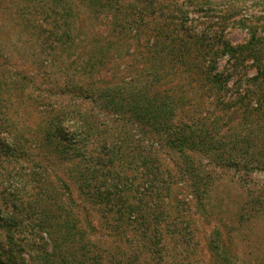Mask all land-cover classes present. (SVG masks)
I'll list each match as a JSON object with an SVG mask.
<instances>
[{
	"label": "trees",
	"instance_id": "1",
	"mask_svg": "<svg viewBox=\"0 0 264 264\" xmlns=\"http://www.w3.org/2000/svg\"><path fill=\"white\" fill-rule=\"evenodd\" d=\"M125 1L35 0L36 5L46 6L49 12H42L40 18L45 23L41 21L35 26L36 40L44 46L39 54L44 59L36 63L37 71L48 65L49 69L42 73L49 85L58 83L59 96L70 102L74 99L77 108L98 104L102 111L93 114L92 109L73 110L69 103L47 102L53 93H31L40 115L34 131L24 132L17 129L21 123L11 119L14 106L22 100L1 98L0 264H145V258L150 259L149 264H169V246L179 247L181 252L190 238L187 228L183 229L184 222L171 215L166 202L171 190L169 177L155 164L152 149H164L178 159L197 200L208 189V175L210 178L201 163L204 158L211 164L220 161L223 167L237 168L238 159L249 157L255 163L252 169L264 172V48L260 47L262 37L252 20L237 18L231 24L232 28L239 26L248 31V41L236 45L218 27L201 30L197 19H192L187 28L188 12L179 11L176 21L146 22L145 18L151 16L149 9H156L157 0ZM196 1L189 13L193 18H198L202 10L203 0ZM74 4L97 19L106 16V12L114 19L113 23L103 25L101 35L109 32L110 38L117 41H125L123 38L131 35L139 41L142 34H149L152 42L148 49L154 48V52L144 72L149 73L152 81L140 82L134 77L117 80L114 71L99 72L92 64L88 72L84 67L81 70L78 64L85 46L77 47L72 55L65 52L73 47L75 28L69 15ZM6 5L1 11L8 9L9 3ZM232 11L228 8L229 13ZM15 15L22 18L23 11L16 10ZM21 22L15 27L18 33ZM170 26L176 27L175 36ZM164 33L174 36L170 39L174 47L161 51L156 47ZM59 43L64 49L54 55ZM99 59L104 64L105 57L101 55ZM59 60L66 61L62 66L65 69L55 79L50 68ZM77 71L81 74L75 77ZM138 71L135 68L134 74L144 73ZM17 72L14 80H0L2 93L7 92L10 82L20 91L16 98L24 93L18 84H33L34 80ZM175 75L183 83L168 86L165 79ZM203 98L220 113L238 114L241 122L229 128L228 139H215L208 131L210 127L204 126L201 116L193 111L197 110L195 103ZM184 108L188 110L184 112ZM134 126L141 128L132 130ZM142 128L148 132L141 134ZM150 128L153 141L143 138L146 144L140 146L136 133L143 140V135H150ZM216 128L214 125L212 131ZM43 151L52 160L78 166L80 197L101 205L103 218L108 216L106 220L112 226L103 243L94 246L95 243L84 242L95 228L85 209L72 199L69 183L59 176L53 177V183L48 180L50 172L41 171L43 164L39 158ZM137 161L139 167H134ZM5 164L16 167L8 171ZM242 167L246 168L244 163ZM127 171L136 177L132 178ZM197 208L204 210L201 202ZM107 240L115 243L112 253ZM209 249L214 255L219 254V236L211 240ZM216 262L230 264L224 257Z\"/></svg>",
	"mask_w": 264,
	"mask_h": 264
},
{
	"label": "rangeland",
	"instance_id": "2",
	"mask_svg": "<svg viewBox=\"0 0 264 264\" xmlns=\"http://www.w3.org/2000/svg\"><path fill=\"white\" fill-rule=\"evenodd\" d=\"M131 2V0L129 2L128 0L125 1V3ZM6 3H9L8 9L1 11L2 8L7 6ZM36 3L35 0H2L0 2V80H14L16 73H18L17 71H21L34 79L33 84L27 81L18 84L24 90V93L18 98L16 97L20 91H17L11 82V84H7L9 85L7 92L2 93L3 90L0 91V100L1 98L9 101L22 100L14 106V113L11 119L13 120L12 122L19 121L21 125L17 124V129L21 128L24 132L34 131V124H36L40 115L39 107L35 108L32 102L31 93H39L40 96L53 93L51 97H48L47 102L54 104L69 103L70 109L73 110L81 108L76 107L74 99L70 102V99L58 95V83L49 85V81L45 80L42 71L48 70V65L46 66L45 64V69L37 71L36 63L44 59L43 55H39L44 46L36 40L37 29L35 26H38V23L42 21L40 16L49 12L46 6L41 7L36 5ZM195 3H197L196 0H157L156 9H149L150 14L148 16H151L149 18L146 17L145 21H176L180 18L179 11H182L183 14L188 12L186 14L188 19L187 28L192 19H197L200 22L201 30L205 29L208 31L218 27L228 41L241 45L248 41L247 29L239 26L232 28L230 26L237 18H243L246 21L252 20L253 25L257 28V33L259 32L258 34L262 37L260 47L264 48V0H203L201 1L202 10L197 14L198 18H193L189 13L192 12L191 8ZM77 4H74L71 15H69V20H73L75 32L72 34L74 38L73 47L70 48V51L65 50L66 55L69 53L70 55L74 54L77 47L82 45L83 48L85 46V51L83 55H81V52L78 53L81 55V61L78 64L79 68L84 67L85 71L88 72L89 66L92 64V67L99 72L114 71L113 75H115L117 80H121L122 77L124 81H128L134 77L140 82L142 79H150L152 81L149 73L144 72L145 68H149L148 64L152 60V53L154 52V48L148 49L152 42L149 34L145 36L142 34L138 38L139 41L136 40L135 36L131 35L123 38L125 41H117L110 38L112 35L109 32L101 35L104 30L103 25L113 23L114 19L107 12L106 16L101 15L97 19ZM228 8H232L234 11L229 13ZM16 10L23 11L22 18H18L15 15ZM9 11L10 13H7ZM227 17L228 20L225 21ZM20 22L21 29L18 33V29L15 27ZM49 27L50 25L47 23L46 29ZM169 30L174 36L176 35V27L170 26ZM173 35L164 33L161 37L162 40L157 43L156 49L159 48V50L164 51L162 49L174 47L170 42V39L174 38ZM164 36H169V39L165 40ZM149 38L147 46L146 43ZM47 41L51 44L49 38ZM108 45L111 46L106 49ZM56 46L57 52L54 55L59 54L64 49V45H61V43ZM101 55L105 57L104 64L100 63L99 58ZM65 62L59 60L56 62V66L50 68V71L53 72L51 75L55 79L62 76L61 70L65 69V66L62 68ZM97 65L99 68H97ZM58 67L61 68L59 71ZM135 68L139 71L143 70L144 73L140 75L134 74ZM81 70L83 69L81 68ZM79 74L81 72L77 71L74 75L77 77ZM250 74H253V72ZM165 82H167L168 86H172V84L175 86L177 84L178 86L183 83V80L180 82V79L175 75L172 79H165ZM196 105L197 110L193 108V111H197V114L203 120L202 124L209 126L208 131L220 142L228 139L231 126L241 122L240 118L237 117L238 114L233 116L231 113H220L213 108V103L206 102L205 98L195 103ZM83 109H92L93 114L95 112L101 114L102 111L98 104L94 106L86 104L80 110ZM187 110L184 108V112ZM212 125L217 126L213 131ZM137 127H131V129L135 130ZM204 131V134H206V130ZM145 132H148V129L144 128L141 134ZM149 133L150 135H143L142 139L147 137L150 142L153 135L152 129L149 130ZM211 133H209V136H211ZM138 135L136 133V140L138 139V144L143 146L146 141L144 139L141 140L137 137ZM145 149L146 151L148 150V148ZM151 152L153 156H156L155 164L160 166L163 173L169 177L168 181L171 190L166 195V202L170 208L171 215L184 222L183 229L186 231L187 228L186 233L188 238H190L189 245L182 248L181 252L179 247L169 246V264H218L219 262H216V260L222 257L230 264H264V172L252 169L255 166L252 159L249 157L247 159H238L239 166L237 168L231 166L223 167L220 161L211 164L206 158L202 159L201 163L206 171L210 173V178L208 175V189L197 200L198 197L194 196L192 189L181 172V165L178 159L164 149H152ZM41 154L39 158L43 164L41 171L46 169L47 174L50 172L48 180H52L53 183L55 182L53 177L58 176L69 183L72 199L75 200L78 206L85 209L84 211L88 214L95 228L93 233L87 235L88 237L84 242H88L90 245L95 243L94 246L97 242L103 243L105 240L104 236L109 233L108 230L111 224L109 225L106 220L108 216L106 219L103 218L101 205L84 196L80 197L77 188L82 186V183L78 180L80 172L78 166L70 162L63 163L57 162L55 159L52 160L44 151ZM243 163L246 168L242 167ZM139 164L137 161L134 167H139ZM14 165L8 166L5 164L6 170L12 171ZM0 174L3 173L0 171ZM127 174L132 176V178L136 177L134 173L128 172ZM199 202L204 206L203 211L197 208ZM216 235L221 239V250L219 254L215 253V256L209 249V244L211 240L216 238ZM112 244L115 243L110 240L109 249L111 253L113 251ZM145 261V264L150 263V259L145 258ZM140 264L144 263L141 262Z\"/></svg>",
	"mask_w": 264,
	"mask_h": 264
}]
</instances>
